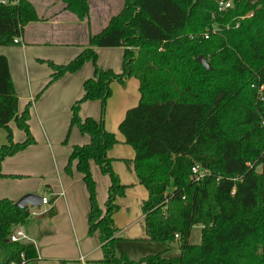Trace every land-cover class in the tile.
<instances>
[{
    "label": "trees",
    "instance_id": "1",
    "mask_svg": "<svg viewBox=\"0 0 264 264\" xmlns=\"http://www.w3.org/2000/svg\"><path fill=\"white\" fill-rule=\"evenodd\" d=\"M60 1L78 19L86 16L87 0ZM218 1L124 0L71 60L48 62L47 83L85 61L93 64L69 120L89 140L72 146L64 171L74 161L81 174L89 204L87 234L98 233L103 264H264V0H231L223 10ZM36 20L29 0L0 3V46L12 45L22 27ZM95 47H121V71L98 68ZM198 56L208 70L196 62ZM128 77L137 80L139 97L117 129L133 150V171L147 193L140 207L146 241L175 242L174 257L158 252L131 260L115 254L111 215L125 186L111 170L106 151L116 139L104 130L101 118L77 116L86 100H99L102 115L109 83ZM16 102L6 59L0 55V128L6 134L0 163L33 143L27 106L18 113ZM11 120L24 133L20 142L11 140ZM89 160L109 178L104 210L94 198ZM193 165L205 170L201 179L191 174ZM28 216L27 206L0 198V264L35 259L31 244L8 240ZM193 226L199 227L197 244L188 242Z\"/></svg>",
    "mask_w": 264,
    "mask_h": 264
},
{
    "label": "crops",
    "instance_id": "2",
    "mask_svg": "<svg viewBox=\"0 0 264 264\" xmlns=\"http://www.w3.org/2000/svg\"><path fill=\"white\" fill-rule=\"evenodd\" d=\"M38 20L22 27L18 42L0 46L6 59L19 113L27 106V126L33 143L0 163V198L15 202L24 194H38L46 205L28 206L29 216L20 230L22 244H31L35 259L25 264H103L98 233L87 234L88 196L81 174L71 161L64 171L74 145L86 144L89 137L75 125H69L70 107L82 95V83L92 76L93 64L83 62L74 72H65L47 83L52 64H65L88 44L91 35L101 31L109 18L120 11L124 0H87V14L78 19L64 9L60 0H29ZM95 65L119 73L122 66L121 47H95ZM110 94L100 114L99 100L82 101L77 110L80 119H102L105 131L116 139L107 151L110 168L121 185L123 195L116 197L117 206L111 215L116 228V255L124 253L137 260L150 252L140 207L147 197L133 171V150L124 143L117 126L127 109L138 101V82L133 77L109 83ZM11 140L20 142L24 133L14 121L8 123ZM6 143L0 128V144ZM94 181V198L100 210L104 204L109 178L97 164L88 161ZM150 245V244H149ZM151 247V246H150ZM148 250V251H147Z\"/></svg>",
    "mask_w": 264,
    "mask_h": 264
},
{
    "label": "built area",
    "instance_id": "3",
    "mask_svg": "<svg viewBox=\"0 0 264 264\" xmlns=\"http://www.w3.org/2000/svg\"><path fill=\"white\" fill-rule=\"evenodd\" d=\"M0 3L1 4H6L7 3V0H0ZM230 6V2L229 1H222V0H219L217 2V7L218 9H225V8H228ZM250 14H247V16H249ZM203 38H207V35H204ZM13 43H17L18 42V37L17 38H14ZM262 89V85H260L258 88H257V92H260ZM261 123H263V121H261ZM191 174L195 177V179H201L204 175H205V170L204 169H200L197 165H193L191 167ZM40 204L42 205H46L47 204V201L45 198H41L40 200ZM24 236L20 230V227L19 226H15L12 230V232L8 235V240L10 242H19L20 239H22ZM20 258H22V254H20L19 256Z\"/></svg>",
    "mask_w": 264,
    "mask_h": 264
},
{
    "label": "rangeland",
    "instance_id": "4",
    "mask_svg": "<svg viewBox=\"0 0 264 264\" xmlns=\"http://www.w3.org/2000/svg\"><path fill=\"white\" fill-rule=\"evenodd\" d=\"M227 1L231 2V0H227ZM257 166H260V165H257ZM257 166H256V168H257ZM256 168H255V170H256ZM188 242L190 244H197L199 242V227L198 226H193L190 229V233L188 236ZM149 244L148 245L144 244V245L140 246L143 250L150 248V252L147 254H144V255L161 252V255L163 257H174L178 254V249H177V245L175 242L169 243L168 246H166L165 244L160 243V242H152ZM143 246H147L148 248H145ZM166 247H167V249H166Z\"/></svg>",
    "mask_w": 264,
    "mask_h": 264
},
{
    "label": "water",
    "instance_id": "5",
    "mask_svg": "<svg viewBox=\"0 0 264 264\" xmlns=\"http://www.w3.org/2000/svg\"><path fill=\"white\" fill-rule=\"evenodd\" d=\"M196 62H198L206 70L209 69L208 63L203 59L202 56H198L196 58ZM259 170L260 166H257L256 172H258ZM40 200L41 197L38 194H24L14 202V205L18 207H23L26 205L37 207L40 205Z\"/></svg>",
    "mask_w": 264,
    "mask_h": 264
}]
</instances>
